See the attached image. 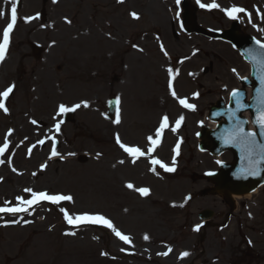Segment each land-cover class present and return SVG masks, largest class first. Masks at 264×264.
Masks as SVG:
<instances>
[{
    "label": "rangeland",
    "instance_id": "rangeland-1",
    "mask_svg": "<svg viewBox=\"0 0 264 264\" xmlns=\"http://www.w3.org/2000/svg\"><path fill=\"white\" fill-rule=\"evenodd\" d=\"M16 1H20L16 24L4 59L0 61V93L13 87L3 99L8 111L0 109V147L6 140L8 143V148L0 154V206L5 202L17 206V197L29 199L31 194L25 189L71 196L72 200L52 205L41 203L27 212L0 214V264H136L125 256L127 243L121 239L114 241L119 237H113L111 230H99L96 226L72 227L60 209H65L70 216L102 215L114 226L109 215L118 219V209L129 206L128 196L135 197L120 185L135 168L120 166L118 176L110 169L109 163L118 154L112 145L111 132L115 130L125 136L154 132L167 116L166 153L167 162H172L176 158L172 145L178 143L172 140L175 135L183 137L177 130L183 128L184 122L176 127V121H170L174 113H182L178 111L182 108L176 106L175 112L170 107L169 69L174 74L171 77L174 88L185 93L194 87L204 97L208 89L218 94L222 84L237 85L236 79L226 78L231 75L229 70L241 75L248 71V65L245 66L229 43L201 32L184 33L179 24L180 10H174L179 8L177 0ZM213 2L219 7L209 10L200 6ZM191 3L196 7V23L205 29L228 26L233 18L224 10L234 6L245 9L236 14L240 29L264 41V0H200L199 3L191 0ZM41 7L47 18L44 23L37 17ZM0 11L5 13L0 17L2 42L3 30L10 22L11 0H0ZM132 13L138 18H133ZM28 17L32 19L26 22ZM92 21L112 22L122 40L117 45L110 42L99 28L96 32L82 31ZM31 42L40 46L39 57L46 56V65L35 58ZM131 43L134 47H130ZM192 48L194 55L189 52ZM123 63L125 67L121 68ZM192 69L198 70L197 85L192 81ZM115 91L120 92L125 105L119 113V123L111 127L103 121L106 118L102 112L106 97ZM83 102L88 106L84 107ZM77 104L81 106L73 111L74 120L60 123L59 118L64 114L59 112L60 105L72 108ZM208 104L199 106V112ZM190 120L187 117L186 125ZM56 121L61 125L58 131ZM204 123L200 115L193 125L199 130ZM185 130L183 135L189 127ZM54 141L59 143L55 150L57 158L52 155ZM84 152L87 159L78 161L75 156ZM194 155L197 163L207 162L214 167L215 161L209 155L196 150ZM184 158L187 165L191 161L189 154ZM36 171L40 172L37 176ZM131 176L135 182L139 181L133 172ZM192 179L193 175L184 172L181 176L178 173L168 176L167 183L172 185L159 194L169 198L187 193L194 182ZM106 183L112 193L100 192V184ZM115 194L121 195V201L110 200ZM134 204V215L146 218L129 216L125 221V217H120L124 222L120 233L128 238L139 228L147 229L156 241L175 239L176 229L185 230L182 228L186 218L184 210L179 213L178 209L166 208L165 202L164 209L160 210L159 203L152 200ZM159 217L165 220L163 230L155 223ZM143 220L146 226L139 227ZM179 242L183 247V241ZM106 243L113 254L112 260L100 250ZM199 257L206 258V252ZM151 264L166 263L162 258H154Z\"/></svg>",
    "mask_w": 264,
    "mask_h": 264
},
{
    "label": "snow or ice",
    "instance_id": "snow-or-ice-1",
    "mask_svg": "<svg viewBox=\"0 0 264 264\" xmlns=\"http://www.w3.org/2000/svg\"><path fill=\"white\" fill-rule=\"evenodd\" d=\"M55 2V0H54ZM118 2H123V0H118ZM197 2L199 3L200 0H197ZM177 3H179V0H177ZM200 6L202 8H207L209 10L211 9H215L218 8L219 5H217L215 2L210 3V4H203L201 3ZM226 15H228L230 18H237L236 14L240 13V12H245L246 10L243 8H238V7H232L231 9H227L224 10ZM5 15V13L3 11H0V17H3ZM133 16V18H138L136 16L135 13L131 14ZM250 16V14H248ZM32 19L31 17L26 18V22L28 20ZM16 20H17V6H16V0H11V11H10V22L7 24V26L4 28L3 30V41L0 42V61H2L4 59L5 56V52L6 49L8 47L9 44V39H10V33L13 31V28L16 24ZM256 43L259 45L260 49H264V43H260V41H256ZM161 50L163 51V46L161 47ZM165 55H167V53L165 52ZM235 71V70H233ZM173 72L171 69H169V89H172V79L171 77H173ZM13 91V87L9 86L5 91H3L2 93H0V109H3L5 112L8 111V109L5 107L3 99L7 98L9 96V94ZM172 95L175 97L176 93L174 91H172ZM232 95L234 97H238L241 94L234 90ZM119 102V98H117V103ZM179 103L181 105H183L186 108H193L194 106L191 104H188L185 100L181 99L179 101ZM239 103V101H238ZM81 105L77 104L72 108H68L65 107L64 105H60L59 107V112L61 113H65V112H69V111H75L76 108H79ZM83 106L87 107L88 104L87 102H83ZM183 120V117H180L177 121H176V127H179L181 121ZM115 123H119V114H118V110H117V119L116 121H114ZM256 122L260 125L261 128H264V110H261ZM33 123H35V121H33ZM57 131L59 130V124H57L56 126ZM166 127H168V118L167 116L162 118L160 127L157 129L156 131V137L159 138L161 136V132L163 131V129H165ZM172 131L175 132L176 128H172ZM11 134V132H9V135ZM254 136L255 134L252 132H248V133H244L243 129L240 128L239 129V139H240V143L244 146L245 150L249 152V154H251L257 147H259V151L261 152V154H264V145H260L257 146L255 144V140H254ZM148 141L151 145H156L158 140L157 139H153L152 136H149ZM39 143H43V141H39ZM116 143L119 145V147L121 149H123V151L125 153H127L129 156H131L133 158V163H135V160L137 158H139L140 156L145 155V153L139 148V147H131V146H127L124 143L121 142L119 136L117 135L116 137ZM179 145H177V149H178ZM8 148V143L7 140L5 141L4 145L2 147H0V154H3L5 152V150ZM154 149L153 148H149V153H151ZM29 152H31V149H29ZM58 153L55 151V146H53V151H52V155L55 156ZM99 155V154H98ZM0 163H2V161H0ZM120 163H124V161H120ZM153 164H159L160 167L164 168L165 171H174V168L168 167L167 165L161 163V161L153 159L152 160ZM42 168L45 167L44 165L41 166ZM15 171V169H13ZM254 174V173H253ZM35 175V174H34ZM128 188H133L132 184H128L127 185ZM26 192H30L31 194V199H24L23 197H17V201L18 204L17 206H9L8 202H5L4 206H0V212H7V213H19L21 211L27 212L28 208L32 205H36L39 204L41 201H48L51 202L53 204L58 203L60 201H71L72 197L71 196H65V195H49L46 192H34L31 189H25ZM137 191L140 192L141 195H147L148 194V189L146 188H140L137 189ZM61 212L64 213V218L67 220V222L69 224H80L82 222H87V223H92V224H96V225H101L107 228L112 229V231L114 232V234L119 237L121 240H123L124 242H128V237L122 235L119 231H117L111 221H109L108 219H106L104 216L102 215H88V214H84V215H80V216H70L65 209L61 208L60 209ZM200 226H197L194 230H199ZM145 239H148V237L146 236ZM165 255H167V253H164ZM189 255V253L184 252L181 254V257H185Z\"/></svg>",
    "mask_w": 264,
    "mask_h": 264
},
{
    "label": "flooded vegetation",
    "instance_id": "flooded-vegetation-1",
    "mask_svg": "<svg viewBox=\"0 0 264 264\" xmlns=\"http://www.w3.org/2000/svg\"><path fill=\"white\" fill-rule=\"evenodd\" d=\"M240 205L241 209L246 206L244 202ZM209 206L214 209L211 229L220 230V225L224 222L222 231H225L226 244L233 245L237 242L245 255L242 263L264 264V217L246 214L247 210H230L217 202H209Z\"/></svg>",
    "mask_w": 264,
    "mask_h": 264
},
{
    "label": "water",
    "instance_id": "water-1",
    "mask_svg": "<svg viewBox=\"0 0 264 264\" xmlns=\"http://www.w3.org/2000/svg\"><path fill=\"white\" fill-rule=\"evenodd\" d=\"M232 37H234V36H232ZM235 39V38H234ZM242 39H239L238 41H241ZM247 43H249V42H247ZM238 45L240 46V48H242V50L245 52V55H246V57L247 58H251V56L249 55V52H248V50H244L243 49V46L240 44V43H238ZM258 50V52L260 53V54H262V55H264V50L263 49H257ZM258 52H256V54L258 55ZM261 56V55H260ZM252 59V58H251ZM253 60V59H252ZM251 60V61H252ZM254 61V60H253ZM252 61V62H253ZM254 62H255V64H257V67H256V65L254 64ZM253 62V64H254V67H256L255 68V72L257 71V68L258 67H262V68H264V56H263V58L260 60V58H259V61H254ZM262 68H258V70H260V69H262ZM256 78V85H257V89H256V92H255V97H254V99H256L257 101H258V103L259 104H256V103H253L252 105H257L260 109H264V76H262V77H259V74H257V77H255ZM240 102V101H239ZM235 103H238V101H236ZM252 105H249V108H251L252 109V112L253 113H255L256 111H254V109L252 108ZM238 106H240V105H238ZM243 107V106H242ZM231 128V127H230ZM240 128H242L241 126L240 127H238V128H236V129H234V131L233 132H231V133H239V129ZM262 133H264V128H262Z\"/></svg>",
    "mask_w": 264,
    "mask_h": 264
},
{
    "label": "bare ground",
    "instance_id": "bare-ground-1",
    "mask_svg": "<svg viewBox=\"0 0 264 264\" xmlns=\"http://www.w3.org/2000/svg\"><path fill=\"white\" fill-rule=\"evenodd\" d=\"M212 125H214V124H212Z\"/></svg>",
    "mask_w": 264,
    "mask_h": 264
}]
</instances>
